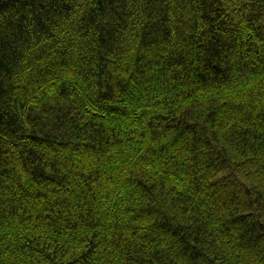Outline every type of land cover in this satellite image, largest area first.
I'll return each instance as SVG.
<instances>
[{
	"label": "trees",
	"instance_id": "16d2710c",
	"mask_svg": "<svg viewBox=\"0 0 264 264\" xmlns=\"http://www.w3.org/2000/svg\"><path fill=\"white\" fill-rule=\"evenodd\" d=\"M0 264H264V0H0Z\"/></svg>",
	"mask_w": 264,
	"mask_h": 264
}]
</instances>
